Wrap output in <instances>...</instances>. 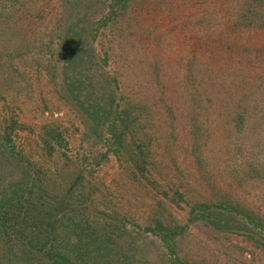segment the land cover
Returning a JSON list of instances; mask_svg holds the SVG:
<instances>
[{
    "label": "rangeland",
    "instance_id": "1",
    "mask_svg": "<svg viewBox=\"0 0 264 264\" xmlns=\"http://www.w3.org/2000/svg\"><path fill=\"white\" fill-rule=\"evenodd\" d=\"M251 1L8 2L0 135L21 156L1 153L0 192L27 181L19 209L44 203L47 222L56 207L46 227L100 237L81 260L62 238L72 262L264 264V232L241 215L264 222V0ZM86 101L127 113L131 135L114 141Z\"/></svg>",
    "mask_w": 264,
    "mask_h": 264
},
{
    "label": "trees",
    "instance_id": "2",
    "mask_svg": "<svg viewBox=\"0 0 264 264\" xmlns=\"http://www.w3.org/2000/svg\"><path fill=\"white\" fill-rule=\"evenodd\" d=\"M10 1L15 3L21 2L20 5H24V3H27V0H0V23L7 22V20L11 16L9 14V7H12V4L7 7L8 2ZM248 1L249 0H247V3L245 5H248V8L251 10V12H255L256 10L255 7H253V1ZM244 6L242 7V9L245 8ZM257 15L259 17L261 16L260 11H258ZM254 25L256 26V24H253V22L249 24V26ZM66 61L69 62L70 60L68 59ZM110 102L111 103L109 109L112 108V104L114 103L113 100H110ZM88 103V101H86V103L80 102L78 103V107L81 111H83L91 118L96 127L101 124L104 125L107 123L108 128L106 129V132L111 135L114 141L122 138L127 134V132L131 135L133 131H130L132 124L129 127L127 125V122L130 119L128 117H124V114L127 113L121 114L116 108L113 109L112 112L110 110L106 111L103 110L101 108L103 106L98 103H96V105H90ZM116 129H118L119 132L115 131ZM141 135L145 134L143 133ZM10 138L11 134L9 132L5 133L2 136L0 135V155L2 153L4 156H6L2 157L4 160L16 161V159H19L18 157L21 156V154H17L14 148L9 145V143L11 142ZM30 185L31 186L28 189V182L21 181L10 185L8 188L1 189L0 239L2 240V250H5V252L3 254H0V264H76L71 261V257L69 256V254H66L64 250L65 248L61 246V244L63 245L64 243L63 241H61L62 238L66 240H72V247H75V249L73 250L77 254V259L80 258L81 260L89 255L92 251L90 249V247H92V243L84 244L83 238L87 237L89 240L97 241L98 239H100V237H93L89 230L86 232L85 229H83L82 224H80V229L78 231L73 228L72 230L61 232L57 228L46 227H54L60 222L58 219H56L58 218L56 207L55 209L53 208L55 214H49V219L52 221L49 220L47 222H44L40 219L41 215L45 213L44 203H41L40 206H34L33 209H31L30 205H27L25 209H19V205L21 204L20 207H22V203L24 202H28L29 204L32 203L30 202V200L33 198L35 186L31 183ZM217 207L224 208V205L221 204ZM17 208L18 210H16ZM205 208H207V205L205 204H202L200 206V209ZM227 209L236 210V208L233 207H227ZM241 215H243L244 222L246 224H250L256 229L264 232V222L259 216L255 215L253 212L249 214L242 212ZM201 217L205 218L204 215H202ZM9 221L11 222V224H9ZM156 223L157 226L155 228H151V230L155 231L158 229V231H160L161 229L159 228V226L161 225L158 226V223L160 222L156 221ZM73 236H76L78 240H75ZM102 239L103 238H101V240ZM18 241H21L20 247L15 249V245ZM16 260H19V262L17 263Z\"/></svg>",
    "mask_w": 264,
    "mask_h": 264
}]
</instances>
